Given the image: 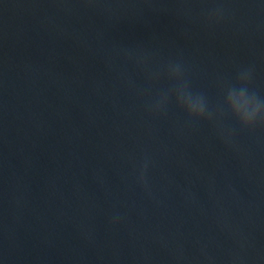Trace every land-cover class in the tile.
<instances>
[{
  "label": "water",
  "instance_id": "95a60500",
  "mask_svg": "<svg viewBox=\"0 0 264 264\" xmlns=\"http://www.w3.org/2000/svg\"><path fill=\"white\" fill-rule=\"evenodd\" d=\"M242 72L264 97V0H0V264H264Z\"/></svg>",
  "mask_w": 264,
  "mask_h": 264
},
{
  "label": "clouds",
  "instance_id": "9594fccd",
  "mask_svg": "<svg viewBox=\"0 0 264 264\" xmlns=\"http://www.w3.org/2000/svg\"><path fill=\"white\" fill-rule=\"evenodd\" d=\"M168 76L176 81L174 95L176 103L188 115L190 120H211L213 112L208 109L207 100L203 93L192 92L187 83L181 79L182 69L179 64H170ZM249 73L242 72L238 75L237 84L231 85L226 90L223 108L226 109L242 128H255L257 125L264 127V97L256 91L249 89ZM170 94L161 97L153 106L157 111L166 103Z\"/></svg>",
  "mask_w": 264,
  "mask_h": 264
}]
</instances>
